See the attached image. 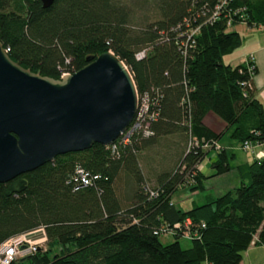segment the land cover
<instances>
[{
	"label": "trees",
	"instance_id": "16d2710c",
	"mask_svg": "<svg viewBox=\"0 0 264 264\" xmlns=\"http://www.w3.org/2000/svg\"><path fill=\"white\" fill-rule=\"evenodd\" d=\"M218 1L156 0V17L138 24L131 5L120 0H53L47 7L0 0V44L12 61L56 79L84 65L86 56L110 51L151 115L147 135L142 121L125 142L113 140V150L93 142L0 183V243L38 227L44 235L42 247L8 264H238L252 240L264 245V156L235 164L237 185L218 196L185 210L171 200L178 188L203 187L198 164L207 148L201 144L224 133L237 143L264 142V111L244 61H221L242 41L227 27L264 24V0H228L209 19ZM208 111L223 122L219 132L202 124ZM182 133L185 146L173 168L159 172L156 185L145 182L136 154L158 136ZM190 137L196 146L188 145ZM229 156L216 148L207 176L227 171ZM122 172L136 185L125 206L116 193ZM186 217L194 226L203 223L187 247L176 232L170 242L159 241L160 228Z\"/></svg>",
	"mask_w": 264,
	"mask_h": 264
},
{
	"label": "water",
	"instance_id": "95a60500",
	"mask_svg": "<svg viewBox=\"0 0 264 264\" xmlns=\"http://www.w3.org/2000/svg\"><path fill=\"white\" fill-rule=\"evenodd\" d=\"M85 62L55 79L21 67L0 44V183L55 155L107 145L129 124L136 91L127 67L110 51Z\"/></svg>",
	"mask_w": 264,
	"mask_h": 264
},
{
	"label": "rangeland",
	"instance_id": "374dc122",
	"mask_svg": "<svg viewBox=\"0 0 264 264\" xmlns=\"http://www.w3.org/2000/svg\"><path fill=\"white\" fill-rule=\"evenodd\" d=\"M156 0H120L126 5H131V9L133 10L136 18V23H142L143 21H149L156 17V11L154 8V2ZM142 21V22H141ZM135 23V22H134ZM234 30L241 36H245L247 32H245V26L239 23H233L227 27V29ZM241 36V38H242ZM243 36V37H244ZM240 43L239 46H241ZM237 48L232 49L221 55V61L225 63L227 61V57L234 52ZM245 60V59H244ZM210 112V111H208ZM211 116L215 118L217 121L218 127L221 129L223 127V122L218 118L214 113L210 112ZM186 142L185 134H173L171 136H158L155 138L153 143L148 146H145L140 152L136 154L137 166L139 168V172L141 177L145 182L154 186L156 185V178L159 172L163 170H170L173 168L175 163L177 162L179 155ZM216 146L225 147L226 154L228 157V165L229 169L223 174L216 176H207L210 168L207 165V161L210 158L209 156H213V152L215 150V146L207 147V156L206 154L202 157L198 164V168L200 172L206 177L202 180L203 187L199 190L195 191H176L172 194L171 200L178 205L182 209L189 208L192 204L201 203L204 197L209 196L213 198L222 194L223 192L232 189L238 183L237 175L233 169V166L239 162L243 161H251L252 159H257L259 157L264 156V142L258 145L253 146L251 150H243L240 147V143H237L227 136L226 133L221 135L218 140H215ZM211 149V150H210ZM248 161V162H249ZM136 185H133L131 178H129L125 173H120L116 180V193L118 199L122 206L127 205L131 202L132 194ZM38 235V232L35 235ZM36 235V236H37ZM35 236V237H36ZM34 238V237H33ZM158 239L162 243H167L172 240L171 236L168 234H160ZM43 241L38 243V246H43ZM178 243L182 248H185L189 245V239L184 237L178 238ZM250 243H254L252 240ZM255 251V259H260L264 254L263 248L258 245H249ZM244 253L242 252V257Z\"/></svg>",
	"mask_w": 264,
	"mask_h": 264
},
{
	"label": "built area",
	"instance_id": "2783aa9c",
	"mask_svg": "<svg viewBox=\"0 0 264 264\" xmlns=\"http://www.w3.org/2000/svg\"><path fill=\"white\" fill-rule=\"evenodd\" d=\"M228 0H219L218 3L214 6L212 12L210 13L209 19H214L216 16V13L218 12V9L221 8ZM236 12V11H235ZM227 25H229L227 23ZM195 29L188 31L187 34L191 33ZM144 50H139L134 53L135 58H140L143 56ZM244 70L247 74H250L252 76V61L250 55L246 56L244 60ZM70 72L64 71L60 74V76L68 74ZM136 105H135V111L133 114V117L129 124L125 127V129L116 137H120L121 142H125L128 138V135L137 129L140 126V123L143 121V125L141 126L144 132V135L149 134V132L146 130V124L147 121L145 119L151 118V115L146 114L147 110V101L144 98H140L136 93ZM115 138V139H116ZM114 139V140H115ZM263 143V142H262ZM197 140L195 138H191L188 140V145H194L196 146ZM110 146V149H114L113 141L107 144ZM210 146H215V149L219 146H216L215 141H211L203 143L200 145V147L207 148ZM253 144H251L249 141H242L240 143V147L243 150H251L253 148ZM75 173L77 177L80 179L81 184H85V178L82 170L80 168L75 169ZM150 194H154L153 192H150ZM203 227V223L199 222L195 226L191 223L190 219L188 217L184 218L181 222V225L179 223H173L172 226L166 227V228H160L158 230L161 234H173L176 232V234L179 237H184L186 239L191 238H197L198 235V228ZM38 232V235L36 236L35 233ZM36 236V237H35ZM34 237V238H33ZM253 237L252 239H254ZM44 239L43 230L41 227H38L36 229L23 232L14 236L9 237L5 241L0 243V264H8L10 260L22 256L28 252L34 251L38 247V243L42 242Z\"/></svg>",
	"mask_w": 264,
	"mask_h": 264
},
{
	"label": "crops",
	"instance_id": "0c3cea01",
	"mask_svg": "<svg viewBox=\"0 0 264 264\" xmlns=\"http://www.w3.org/2000/svg\"><path fill=\"white\" fill-rule=\"evenodd\" d=\"M237 23L244 25L245 26L244 30L247 33L245 34V36L243 35L244 37L241 35L242 36V41H241L242 44H241V46H238L241 48H237L234 52H232L227 57V61L225 62V64H228L230 66L236 65V64L244 61L246 56L250 55L251 61H252L253 66H254V73L251 76V86L253 88V95L255 97H257V99L261 102L262 109L264 111V24L247 25L243 22H237ZM232 30H234V27L232 28ZM209 113L210 112H206L202 116V118H201L202 124L205 127H207L209 130H211L215 133L219 132L222 128L220 129L218 127L217 121ZM222 148H224V150L226 152V148L225 147H222ZM208 153H213V152H207V154ZM207 154H206V156H207ZM209 157H210L209 159H211L212 156L210 155ZM248 161L246 160L243 162H248ZM206 163L208 165V161ZM239 163H241V162H239ZM210 172L211 171L209 170L208 174ZM220 174H223V173H220ZM220 174H218V175H220ZM213 176H216V175H213ZM183 190H184V188H178L175 191L180 192ZM208 199H210L209 196L204 197L202 199L201 203L205 202ZM172 202L176 206L180 207L178 205V203H175L174 201H172ZM201 203H199V204H201ZM192 205H197V204H192ZM249 245H255V244L249 243L248 246L242 251L244 253L243 254L244 256L242 257V255H241L238 264H263L264 254L262 255V257H260V259H258V258L255 259L256 258L255 251L252 248H250ZM258 245H260L263 248L262 251H264V245H261V244H258Z\"/></svg>",
	"mask_w": 264,
	"mask_h": 264
}]
</instances>
